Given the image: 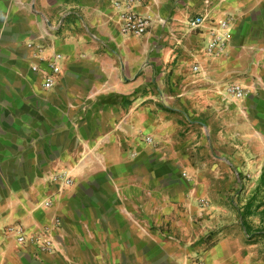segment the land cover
<instances>
[{
  "label": "crops",
  "instance_id": "crops-1",
  "mask_svg": "<svg viewBox=\"0 0 264 264\" xmlns=\"http://www.w3.org/2000/svg\"><path fill=\"white\" fill-rule=\"evenodd\" d=\"M119 1L0 0V264H264V227L228 207L235 165L214 153L242 137L264 152V0H131L142 35L121 31Z\"/></svg>",
  "mask_w": 264,
  "mask_h": 264
},
{
  "label": "built area",
  "instance_id": "built-area-1",
  "mask_svg": "<svg viewBox=\"0 0 264 264\" xmlns=\"http://www.w3.org/2000/svg\"><path fill=\"white\" fill-rule=\"evenodd\" d=\"M131 0L126 1L125 8L121 10L119 14L120 29L123 33L142 35L145 33L150 24L152 18L148 15H143L138 12L133 11L130 8ZM115 5L119 8L123 6L122 2L116 0ZM204 21L203 16H195L190 20V24L194 27L199 26ZM220 27L223 31H213L211 32V37L208 40L206 50L208 53H218L222 51L226 46V41L228 39V20L224 19L220 21ZM41 47L38 46V50ZM61 54H54L47 62L49 72L46 74L43 81V86L45 88H51L55 84V79L57 74L60 72V66L58 64V59ZM31 68L35 71L39 69V65L34 63ZM193 69L197 71L199 69L198 64H194ZM225 94L230 98L243 99L250 93V89L247 86L242 85L239 82H229L223 86ZM146 142L155 143L154 139L150 135L144 137ZM52 179L54 182L58 183L60 188L67 187L73 184V175L69 170H61L52 174ZM8 231L14 236L17 244H24L25 242H30L36 244L40 249L48 252H54L56 245L52 234H48L45 230L41 232H34L28 234L26 230L22 227H11ZM193 264H203L201 260L195 261Z\"/></svg>",
  "mask_w": 264,
  "mask_h": 264
},
{
  "label": "rangeland",
  "instance_id": "rangeland-1",
  "mask_svg": "<svg viewBox=\"0 0 264 264\" xmlns=\"http://www.w3.org/2000/svg\"><path fill=\"white\" fill-rule=\"evenodd\" d=\"M218 140L216 138L214 141L218 142ZM224 145L225 148L217 147L214 153L232 159L235 165L236 170L233 173L235 182L233 181L228 189L230 194L228 207L242 209L251 199V212L244 220L253 226L257 224L264 227V181L257 185L261 181V175L264 176V152H258L251 139L246 137L238 138L235 143L227 142Z\"/></svg>",
  "mask_w": 264,
  "mask_h": 264
},
{
  "label": "trees",
  "instance_id": "trees-1",
  "mask_svg": "<svg viewBox=\"0 0 264 264\" xmlns=\"http://www.w3.org/2000/svg\"><path fill=\"white\" fill-rule=\"evenodd\" d=\"M260 178H262V179H264V176L263 175H261V177ZM263 182V181H262ZM259 187V186H258ZM251 206H252V200L250 199V200H248L247 202H246V204H245V206L241 209H238L239 210V213H240V217L242 218V219H244L247 215H249L250 214V212H251ZM245 220H243V222H244ZM244 225H245V223H244ZM246 229L248 230V228L246 227Z\"/></svg>",
  "mask_w": 264,
  "mask_h": 264
}]
</instances>
